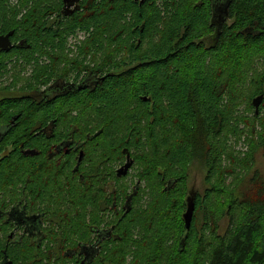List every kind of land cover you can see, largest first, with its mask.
Returning <instances> with one entry per match:
<instances>
[{
  "label": "trees",
  "instance_id": "obj_1",
  "mask_svg": "<svg viewBox=\"0 0 264 264\" xmlns=\"http://www.w3.org/2000/svg\"><path fill=\"white\" fill-rule=\"evenodd\" d=\"M14 1L0 0V35L13 32L12 36L23 38L28 47L8 54L0 52V77L9 72V63L13 67L22 64L32 68L28 78L32 84L25 89L27 96L0 101V126L10 116L11 121L17 117L16 124L8 127L0 140V207L4 200L18 197L26 183L27 190L35 198H42L44 204L52 196L58 201L66 198L79 202L77 191L68 189L66 193L53 185L56 179L50 173L46 151L39 148L42 137L35 134L57 120L61 122V135L80 136L78 118L69 121L70 116L61 109L65 104L70 109L90 107L98 129L90 142L104 140L110 150L120 152L121 158L128 153L135 161L136 154L149 151V169L162 162L168 167L157 174L163 193H154L149 204L154 216L134 214L139 188L124 194L121 204L125 206L131 196L130 209L124 208L122 218L115 223L117 231H121V245L109 252L111 257L131 247L132 231L145 221V229L152 232L150 237L155 240L152 245V241L143 243L144 250L138 249L147 264H162L169 246L177 253L166 264H264V191L243 196L235 186L231 193L239 192V198L229 193L220 215L208 212L210 198L219 194L212 180L234 175L235 168L251 166L254 150L264 154V133L255 130L256 122L264 124L263 119L258 120L264 111V73L253 70L251 74L256 75L248 77L256 61L264 60V0H226L230 23L223 22L220 29L212 21L213 0H147L142 4L134 0H82V10L63 20L57 31L45 29V25L59 8L60 0ZM81 36L86 42L76 45L75 40ZM71 41L78 50V56L70 60L74 64L71 69H78L77 65L83 64L89 54L103 52L104 65L97 62V66L92 60L91 69L100 72L104 67L105 75L87 94L77 90L46 103L33 100L28 96L30 91L39 90L53 77L54 66H60V56L70 51L67 47ZM120 54L123 55L118 57ZM246 85V90H240ZM243 91L249 93L243 109L251 111L250 120L238 111ZM258 96L262 101L255 114L252 100ZM59 103L64 105L55 116L51 115ZM21 127L25 141H9ZM245 127L251 137L258 134V138L250 141L252 152L243 163L233 158L227 148L228 137L236 141ZM26 150H35L37 155L24 156ZM42 159L44 164L40 163ZM194 161L204 166L209 188L203 195L192 196L194 213L186 231L180 219L186 205L180 198L173 201L169 196ZM114 197H106V207H111ZM76 215L78 212L74 220H63L65 229L58 230L67 231L75 221L73 232L80 235L82 222ZM224 218L227 226L220 234L219 223ZM53 220L61 225L59 219ZM64 238L55 240L61 248ZM6 255L10 264H36L30 249L23 252L11 246ZM56 264H62V260Z\"/></svg>",
  "mask_w": 264,
  "mask_h": 264
},
{
  "label": "rangeland",
  "instance_id": "obj_2",
  "mask_svg": "<svg viewBox=\"0 0 264 264\" xmlns=\"http://www.w3.org/2000/svg\"><path fill=\"white\" fill-rule=\"evenodd\" d=\"M11 2L15 3L14 0H11ZM80 42L82 44L83 42H86V39L81 36L80 38L78 37L75 40L76 45H78ZM81 44L79 46H81ZM68 45L69 46L67 48H70V51L60 56V59H62L64 62L61 61L59 63V65H64V68H62V70L65 73L71 72L70 70H72V65L70 63V60H74V58L78 56V50L73 46V41L69 42ZM122 55L123 54L117 56L120 57ZM103 56V52H93V54H89L88 57L90 58L87 60L86 64H88V61H90V64L92 65V60L93 58H95L96 65L98 66V62L101 64V66H103ZM80 65H82V63ZM8 68L9 72L0 77V101L3 98L14 99L22 95H27L28 93L25 92V89H27L28 85L32 84L29 83L28 79L31 75V67H26V65L24 66L22 64L13 67V64L9 63ZM253 70H256V72L259 74L264 73V60L256 61L255 68L249 71L248 77H253L256 75V73L251 74ZM246 89L247 85L240 90ZM248 97L249 93L247 91H243V101L242 105L239 106L238 111L243 115V118L250 120L249 118H251V111L246 110V108L243 109V105H246ZM70 102H72V105L74 104L73 101ZM80 102L82 103V99L80 100ZM63 105L64 104L59 103L55 107L53 106L54 108L51 115L55 116L58 110ZM77 105L74 107H77ZM66 108H68L67 104L63 106L61 111L64 110L65 112L63 114H67L68 116H70L69 121L74 120L76 117L78 118L77 124H79L78 126L82 130L80 133L82 139H84L85 136H91L98 131V129L95 128V122L93 121L92 114L90 113V107L82 106L77 107L76 109L68 108L71 112H69V110ZM132 108L133 106H130V109ZM260 119H263L264 121V111L261 113L258 120ZM256 123L257 125L255 127V130L258 132V134L264 133V124H261L260 126L258 122ZM244 130L245 132L242 133V135L236 141L233 140V138L230 139L228 137L229 143L227 148V152H230L233 158H236L243 163H245V160L243 159L248 157V155L252 152L250 151V141H256V139L258 138V134L255 137H251L248 133L249 129H247L246 127L244 128ZM22 131L23 127L16 131L17 135L10 138L9 141H15L16 139L20 138V136L22 135ZM41 145L42 144L40 143L39 147ZM254 151L255 154L253 164L251 166H249L248 168H244V170L241 168H235L234 175H224V177L220 176L215 180H212L211 185L215 186L219 194L217 196H212L208 202V212L211 213V216L220 215L221 210L225 208V204L228 202V194L231 193L232 189L235 186H237L239 190L244 193L243 196H253L256 191H264V154L259 149ZM148 152L149 151L141 155L136 154L137 159L136 161L133 160V165L131 166L127 176L123 178H117L116 171L121 167V165L125 163V155H123V158H121L120 152L110 150V148L106 146L104 140L95 139V141L88 143L85 148V160L82 163L79 173H81L82 175L88 174L89 178H93V176L97 177V180L91 181V183L93 184V189L91 190H88L85 186V182H80L77 179L76 174L74 175L72 173L73 164L72 166H69L64 170H61L59 167L52 166V163H48L49 165H51L50 173H52V175L56 179L55 181H53V185H59V187L62 188V192L65 191L66 193L69 192L68 189H72L74 192L77 191L79 197L76 199L79 200V202L75 204V202L68 201L66 198H64V194L61 195V197L64 199L59 201L52 196V198H50L52 200H49L43 206V211L47 212L48 216L51 217V220L47 224V226L50 225V228L54 230L52 232H58L51 239V242L53 243L54 240L57 241V239H62L63 241V238L65 237V242H63L64 249L76 246L78 241H83L84 232L87 230L88 225H100L101 227L113 231V234L117 233L121 236V231L119 232L115 228V223L119 218L111 212L110 206L106 207L105 200L108 195L113 197L115 196L114 198L118 199L117 203L120 204L121 200H123L124 194H130L135 189V186L138 184V182H140L138 187L139 194L135 199L136 203L134 204L133 212L134 214H139L144 218V215L146 214L149 216H154L155 213L154 211L152 212L150 210L149 204L152 201V198H154V193H156L157 195H161L163 193V190L161 189L163 187H161V183L158 182L157 174L163 173L165 169H168V167L166 162H162L160 164L157 163L158 165H153V167L149 169L147 161H149V159L151 160V158L147 157ZM142 156H146V158H142ZM153 158L154 157H152V159ZM44 159L40 160V163L44 164ZM225 165H227V163H225ZM25 176L30 177L29 174H25ZM236 176L238 177L236 178ZM99 177H101L100 180L98 179ZM205 177L206 170L204 166L196 161L191 162L187 167L186 172L183 174V176L180 177L181 182L178 188L174 190L173 194L171 193V196H169V198H171L173 201L180 198L181 201L187 206V199L192 198V196L195 194L203 195L204 191L209 188V185L205 181ZM15 183H17V181ZM98 190H100L101 193ZM83 191H86V198L82 200ZM231 196L233 198L240 195L238 192L237 194L231 193ZM161 201L163 200L161 199ZM93 202L97 203L98 207L93 206L95 205V203ZM102 206L105 210V214L103 216H101L99 213V209ZM77 212L78 215H76V217L79 218L82 222V230L80 235L79 233L75 234L73 232V225L75 221H72V225H69L66 228L67 231L58 230L59 228L65 229V223L63 222V220L67 222L70 220H74V216ZM184 212L185 211L180 214V219H182V215L184 214ZM66 213L67 216L65 215ZM53 219H59L61 225H56L57 221H54ZM52 225H54L56 228H54V226ZM145 226L147 228V222L144 221L141 226H138L132 231L131 241L133 242V244L131 245V247H129V249L126 248L125 250H123V252L118 253V255H116L115 257H111L109 255V252H112L114 248H118L121 244L112 247V250L108 248L104 260L98 264H113L112 262L114 261H120V264H147L145 261H142V257L139 254L138 249L144 250L141 247L143 246V243H150L152 241L150 243L152 245L155 240L154 238L153 240L151 239L150 236L152 232L148 233V230L145 229ZM226 226L227 218H224L219 223L220 234L224 232ZM156 235L157 234H155V236ZM174 237H176V234L174 235ZM47 246H50V244H48ZM165 251L168 253V255L166 256V259L163 260L162 264H166L167 260L170 261V259L176 256L177 253V251L170 246L165 248ZM61 255L62 253H60V257ZM61 260L63 264H71V261L69 260Z\"/></svg>",
  "mask_w": 264,
  "mask_h": 264
},
{
  "label": "flooded vegetation",
  "instance_id": "obj_3",
  "mask_svg": "<svg viewBox=\"0 0 264 264\" xmlns=\"http://www.w3.org/2000/svg\"><path fill=\"white\" fill-rule=\"evenodd\" d=\"M65 6L64 1L60 0L59 8L52 12L46 21L45 29L51 27L54 31H57L56 28L63 20L71 19L76 12L81 11V8H83L82 0H78L69 7L65 8ZM228 22L230 21L227 17L225 23ZM215 27H217L216 24ZM22 40L24 39L20 37L16 39L14 35L10 37V43L13 46ZM14 50L22 49L13 48L8 53ZM89 58L85 59L82 65H77L78 69H72L69 73H65L62 70L64 65H55L54 69L56 71L48 83L40 85L39 90L32 89L28 96L39 103H46L59 95L66 93L73 94L77 90H81L78 93L83 92L84 94L92 91L97 81L105 75V68H101L100 72H97L96 69L92 70L91 68L94 65L90 66V61L86 64ZM93 60L95 61L96 59L93 58ZM71 65L72 67L74 66L72 63ZM58 69L59 71H57ZM9 118L0 126L1 135L5 134L8 127L15 125L17 122V120L12 122ZM60 126L61 122L55 120L36 131L35 137H42V141H40L42 145L39 148L45 149L48 162L59 167L61 170L73 164L72 173L74 175L78 174L77 179L80 182H85L88 190L93 189L91 181L97 180V177L93 176V178H89L88 174L82 175L79 171L85 160L86 143H90L91 138H95L96 135H87L84 139L75 134L61 135L62 130ZM19 139L25 141V135L22 134ZM80 153L82 154V159L75 170ZM98 179L100 180L101 177ZM22 186L18 197L14 195L13 199L4 200L1 203L3 207H0V244L2 243V246H0L2 257L0 264H10L7 259L6 250L11 246L22 248L23 252L30 249L32 254L36 256V264H47V261L51 262L50 264H56L61 259L64 261L69 260L71 264H98L104 260L108 248L112 250V247L121 243V236L117 233L113 234V231L100 225H88L87 230L84 232L83 241H78L76 246L65 248L64 250V248L58 246L55 240L53 243L51 242V239L58 232H52L54 230L50 228V225L47 226L51 217L48 216L47 212L43 211V206L46 203L42 202V198H35L27 190V183ZM117 200V198H114L110 209L120 219L122 218L124 208L127 207L124 204H118ZM99 213L101 216L105 214L103 206L100 207ZM48 244L50 246H47ZM60 251L63 253L61 257L59 255Z\"/></svg>",
  "mask_w": 264,
  "mask_h": 264
},
{
  "label": "water",
  "instance_id": "obj_4",
  "mask_svg": "<svg viewBox=\"0 0 264 264\" xmlns=\"http://www.w3.org/2000/svg\"><path fill=\"white\" fill-rule=\"evenodd\" d=\"M64 4H66V7L71 6L73 3L77 2L78 0H63ZM139 1L140 4L147 0H134ZM227 19V1L226 0H213L212 4V21L215 23L220 29L221 25L225 20ZM13 32H9L6 35H0V52L8 53L13 48L17 49H26L28 46L26 45V41L22 40L15 46L11 45L10 43V37L12 36ZM145 100V98H143ZM262 96H258L252 100V106L254 107L255 114H258L259 111V105L261 104ZM17 117H14L12 119V122L15 121ZM4 134H0V140L1 137ZM24 156H36L37 152L35 150H26L22 153ZM82 159V154L80 153L75 170L78 168L80 162ZM133 165V160L130 158V155L126 153L125 155V163L116 171V177L117 178H123L127 176V173L129 172L131 166ZM170 187V183L167 186ZM138 188V184L135 186V190ZM135 194V192H133ZM130 202H131V196H129L126 200L125 206L127 207V211L130 209ZM187 206L184 214L182 215V219L184 222V228L186 231L189 230L191 221L193 218L194 213V203L193 199L189 198L187 199Z\"/></svg>",
  "mask_w": 264,
  "mask_h": 264
}]
</instances>
